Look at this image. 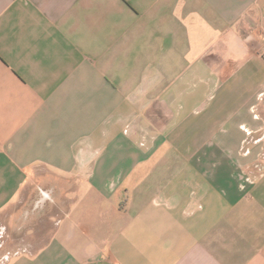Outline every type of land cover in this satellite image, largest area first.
I'll list each match as a JSON object with an SVG mask.
<instances>
[{
  "label": "crops",
  "instance_id": "crops-1",
  "mask_svg": "<svg viewBox=\"0 0 264 264\" xmlns=\"http://www.w3.org/2000/svg\"><path fill=\"white\" fill-rule=\"evenodd\" d=\"M263 48L264 0H0V264H264Z\"/></svg>",
  "mask_w": 264,
  "mask_h": 264
},
{
  "label": "rangeland",
  "instance_id": "rangeland-1",
  "mask_svg": "<svg viewBox=\"0 0 264 264\" xmlns=\"http://www.w3.org/2000/svg\"><path fill=\"white\" fill-rule=\"evenodd\" d=\"M46 203H50V201H47V202H45V203H43V202H40V203H38V204H36L35 206L34 205H32L31 207L33 208V210L32 211H40V210H42V208L44 207V205L46 204ZM5 235H0V246H3V248L0 250V257H2L3 255H5L6 253V251H5V246H4V241L6 240L5 239Z\"/></svg>",
  "mask_w": 264,
  "mask_h": 264
},
{
  "label": "built area",
  "instance_id": "built-area-1",
  "mask_svg": "<svg viewBox=\"0 0 264 264\" xmlns=\"http://www.w3.org/2000/svg\"><path fill=\"white\" fill-rule=\"evenodd\" d=\"M260 57H261L262 61L264 62V48L262 49V52L260 54ZM43 197H44V195H43Z\"/></svg>",
  "mask_w": 264,
  "mask_h": 264
}]
</instances>
